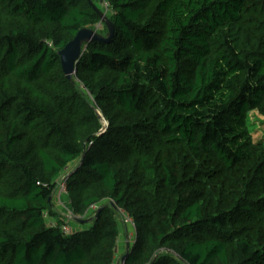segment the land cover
Here are the masks:
<instances>
[{
	"label": "trees",
	"instance_id": "trees-1",
	"mask_svg": "<svg viewBox=\"0 0 264 264\" xmlns=\"http://www.w3.org/2000/svg\"><path fill=\"white\" fill-rule=\"evenodd\" d=\"M97 1L0 0V264H264V0H106L68 80Z\"/></svg>",
	"mask_w": 264,
	"mask_h": 264
},
{
	"label": "rangeland",
	"instance_id": "rangeland-1",
	"mask_svg": "<svg viewBox=\"0 0 264 264\" xmlns=\"http://www.w3.org/2000/svg\"><path fill=\"white\" fill-rule=\"evenodd\" d=\"M105 2L107 1L100 0L99 3L97 1L98 5H101L102 8H104L103 12L106 11L104 7ZM104 28H105V25L103 24V22L100 21L98 24L95 25L94 29H96L99 33H102V30ZM249 115H250L249 116L250 128L251 130H253L254 138L257 139V138L264 136V115L260 114L258 111H254L252 113L250 112ZM101 121L103 125L102 131H104L107 126V121L104 118ZM68 170L64 171V173L58 179L61 180L64 176H67ZM52 203L57 212V215L64 218L65 222H67L68 226L70 227L69 230L74 227L80 228L81 223L77 222L79 218H82L83 220H88V219L90 220L91 217L87 215H89L94 210V208H96L97 210H100L102 207V206L98 207L97 205H95L89 211H87L83 216L81 214H77L71 208L70 196L68 195V192L66 191V193H60L58 188L53 195ZM57 215L54 216V219H56ZM116 220L119 225L121 226L123 224L124 225L122 226L121 234L118 237L116 247L114 249L115 256H114V260L112 261V264H124L125 256L127 255L129 248H131L132 243L135 241L136 231H135L134 225L130 221H128L127 216L124 217V220H125L124 223L121 222L122 218L120 215L116 216ZM85 227L86 226H84V228Z\"/></svg>",
	"mask_w": 264,
	"mask_h": 264
},
{
	"label": "water",
	"instance_id": "water-1",
	"mask_svg": "<svg viewBox=\"0 0 264 264\" xmlns=\"http://www.w3.org/2000/svg\"><path fill=\"white\" fill-rule=\"evenodd\" d=\"M95 10L100 17V21L103 22L107 29L106 34L103 35L91 27H83L57 52L62 71L68 80H72L76 72V62L82 53L83 46L93 41H109L114 34L113 22L106 16L105 12L99 10L97 7H95ZM97 113L100 120H102L101 114ZM87 221L89 219L84 220V222Z\"/></svg>",
	"mask_w": 264,
	"mask_h": 264
},
{
	"label": "built area",
	"instance_id": "built-area-1",
	"mask_svg": "<svg viewBox=\"0 0 264 264\" xmlns=\"http://www.w3.org/2000/svg\"><path fill=\"white\" fill-rule=\"evenodd\" d=\"M104 7H105V10L107 11L108 8H109V5H108L107 2L104 3ZM58 190H59L60 193H66V186H65V182H64V181H61V182L59 183ZM44 216H45L46 218L48 217L46 213H44ZM127 218H128V217H127ZM128 221H130V222L132 223V221L130 220V218H128ZM128 221H127V222H128ZM49 224H50V225H53L54 223H53V221L50 222V220H49ZM69 228H70V227L67 226V225H64V226H63V229H64L65 231H68Z\"/></svg>",
	"mask_w": 264,
	"mask_h": 264
}]
</instances>
